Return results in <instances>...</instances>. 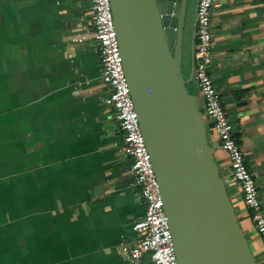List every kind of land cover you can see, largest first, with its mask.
<instances>
[{
    "label": "crops",
    "instance_id": "obj_1",
    "mask_svg": "<svg viewBox=\"0 0 264 264\" xmlns=\"http://www.w3.org/2000/svg\"><path fill=\"white\" fill-rule=\"evenodd\" d=\"M190 2L184 76L195 82L198 0ZM92 18L90 0H0V264H130L123 249L138 240L146 205L105 103ZM212 20L210 74L264 207V0H215ZM215 157L264 264L229 159L221 147Z\"/></svg>",
    "mask_w": 264,
    "mask_h": 264
},
{
    "label": "water",
    "instance_id": "obj_2",
    "mask_svg": "<svg viewBox=\"0 0 264 264\" xmlns=\"http://www.w3.org/2000/svg\"><path fill=\"white\" fill-rule=\"evenodd\" d=\"M111 3L179 264H258L216 161L221 143L210 142L214 124L186 87L190 0Z\"/></svg>",
    "mask_w": 264,
    "mask_h": 264
},
{
    "label": "built area",
    "instance_id": "obj_3",
    "mask_svg": "<svg viewBox=\"0 0 264 264\" xmlns=\"http://www.w3.org/2000/svg\"><path fill=\"white\" fill-rule=\"evenodd\" d=\"M90 1L94 38L101 56L102 83L109 90L105 103L117 112L118 124L124 132V153L132 161L134 185L146 205L145 217L134 224L138 240L130 247H124L123 252L130 264H144L147 256L152 264H179L161 187L126 76L111 0ZM214 9L215 0H199L194 80L199 88L204 115L214 124L210 131L217 136L221 150L229 159L232 176L241 188L243 202L264 245V207L259 188L210 74L215 50Z\"/></svg>",
    "mask_w": 264,
    "mask_h": 264
},
{
    "label": "rangeland",
    "instance_id": "obj_4",
    "mask_svg": "<svg viewBox=\"0 0 264 264\" xmlns=\"http://www.w3.org/2000/svg\"><path fill=\"white\" fill-rule=\"evenodd\" d=\"M198 2H199V0H198ZM194 47V46H193ZM196 49H195V47H194V51H195ZM185 79L186 80H188V75H186L185 76ZM195 82L194 81H188V83H187V87H188V89L190 90V92H191V94H192V96H194V98H195V101H197V98L199 97L198 96V93L196 92V90L194 89L195 88ZM192 91H193V93H192ZM210 135V134H209Z\"/></svg>",
    "mask_w": 264,
    "mask_h": 264
},
{
    "label": "trees",
    "instance_id": "obj_5",
    "mask_svg": "<svg viewBox=\"0 0 264 264\" xmlns=\"http://www.w3.org/2000/svg\"><path fill=\"white\" fill-rule=\"evenodd\" d=\"M186 87H187V86H186ZM187 90H188L189 93H191L190 90L188 89V87H187ZM147 258L149 259L150 264H152L150 256H147L146 259H147Z\"/></svg>",
    "mask_w": 264,
    "mask_h": 264
}]
</instances>
